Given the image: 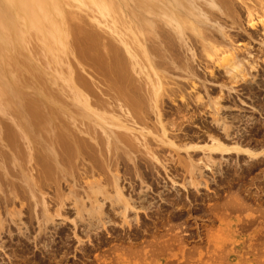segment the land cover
Returning <instances> with one entry per match:
<instances>
[{"label": "bare ground", "instance_id": "1", "mask_svg": "<svg viewBox=\"0 0 264 264\" xmlns=\"http://www.w3.org/2000/svg\"><path fill=\"white\" fill-rule=\"evenodd\" d=\"M239 7H242L248 18L252 20L258 12L264 13V0H254V2L251 0H0V18L5 19L6 33L10 37L15 35L16 40L23 44L24 50L30 52L36 67L35 74L31 69L29 70L33 75L30 82H28L30 79L28 74H24L28 79L25 80L29 83L28 88L26 87L29 90L24 87L26 89L24 93L21 90L22 92L16 91L17 93L14 92L11 95L6 89L2 93L0 91V249L5 252L7 258L6 260L1 256L3 260L0 259V264H7V261L11 263L15 255L17 257L18 251L22 249L20 246H25L24 243L17 244L19 241H25L26 246L31 242L39 245L48 233L46 230L61 227L64 221L60 219L59 222L55 215L60 218L61 210L66 207L67 198L65 194L62 195V190L66 187L68 189V186V190L75 196L70 205H73L75 209V220L83 232L88 233L95 228L105 230L114 226L117 221H113L110 211H106V205H110L111 214L121 218L120 225L127 227L123 228L124 236L129 240L133 239L138 235L134 232L133 222L139 219L140 213L152 211L158 215L162 212L163 203H165L164 205L174 206L176 214L182 216L187 213L188 218H194L195 225L193 224L190 234H187L190 231L188 228L186 235H181L183 238L179 236L180 233L178 235L172 232L169 233L170 235L167 234L170 237L165 240H155L151 245L153 249L147 251L146 256L150 252L152 255L161 256L163 250H169L168 248L174 244L175 247L176 243L181 245L190 239L209 242L210 246L214 243L213 232L212 234L209 231L204 235L206 221L200 222L196 219L197 215L194 212L196 207L193 208L192 203L199 198L194 193L208 188L211 184L220 185L218 184L221 181L220 178L227 173L231 174L232 171L238 176L233 179L234 181L246 178L256 167L261 166V172L264 171V149L257 151L260 148L256 149L255 146H252L255 151L251 149L252 140H255L256 136L264 137L263 128L255 133L257 126L264 124L252 113L250 115L243 112L244 109L237 111L231 108V105L224 106L225 94L228 97L231 96L235 88L218 83L220 95L213 96L207 83L201 81L197 68L194 67L197 60L195 50L197 46L206 56L202 55L209 58H206L204 63L208 62L207 59L209 63H212L210 59L214 60V57L218 60L219 52H222L223 56L217 62L228 70L232 81L238 82L242 79L240 81L243 82L248 78L251 81L249 76L253 75L252 70L254 72L256 70L253 76L256 78L259 76V78L253 77L251 87L264 86V73L258 71L260 66L258 60L262 57L259 56L256 60L258 54L256 55L246 46L249 43L243 46L242 42L237 44L238 33L232 32L236 28L243 27L238 20L243 19L239 17ZM69 11L71 14L68 13ZM82 11L87 13L90 20L85 18V14L80 13ZM259 23H263L262 26H264V20ZM239 37L243 36L239 35ZM251 38L253 40V37ZM27 46L31 48L28 49ZM10 47L12 48L11 44ZM262 47L263 53L264 42ZM244 51H248L249 56L247 54L244 56L245 54L242 53ZM203 60L205 59H202V62ZM25 65L28 66V63ZM177 72L183 76L177 75L179 74ZM17 73L21 78L22 75L19 74L21 71ZM183 77L199 78L198 81H200H197V84L195 79L191 84L196 88L198 84L202 85L205 93L199 91L201 93L198 92V96H193L191 93L181 94V100L184 99L188 105L192 104L196 109L204 110L202 114L204 112L209 114L212 118L211 123L202 120V115H197L201 113L199 110L190 117L184 112L182 116L188 121L187 124L178 116L180 121L174 118V115L172 117L176 120L167 119L166 97L172 96L173 99V95L177 96L181 87L183 88L180 85L184 82L180 79ZM255 90L251 94L256 100L255 105L262 106L264 97ZM196 128L202 129L205 137L197 133ZM194 140L204 141L205 144H194ZM259 142L264 146V138ZM244 157L247 159L244 160ZM122 158L126 162H131V164L127 163L128 168L123 175L119 170ZM142 167L144 170H141ZM98 168L102 170V173L105 172L104 181L101 174L99 181H87V187H83L87 192L83 191L85 194L82 197L81 193L77 192L80 187L78 190L76 188L80 181L77 175L80 177L90 172L95 173ZM261 177L264 176L258 174V177L254 178L261 179ZM84 179H81L82 182L80 181L79 184H82ZM101 180L103 182H100ZM151 181L153 184L150 183ZM249 181L251 180L248 178V184ZM62 182L69 185L62 188ZM242 182L241 184L244 185L246 181L242 180ZM254 182L255 180L253 184ZM260 183L261 181L259 186H256V183L254 184L256 187L251 186H254L258 192L264 191V185H262L264 182ZM110 186L115 192H110L111 189L108 188ZM239 186H241L240 182ZM48 187L53 188L56 196L52 194L51 197L49 196L51 190ZM245 187L241 188L245 189ZM246 189L242 191L251 190ZM126 190L129 192L127 197L124 196ZM182 190L187 193H180L179 197H175L173 201H169V197L166 199L168 195L172 198L173 191ZM111 193L116 195L113 197ZM239 197L233 200L231 198L232 201L227 202L230 203L227 206L231 207L229 209L224 207L222 211L232 213V208H241L243 197L242 199ZM188 201H191V206H188ZM52 202L58 206L57 214L51 212ZM202 204L205 203L202 202ZM88 207L91 209H86ZM250 207L253 208L249 206V210ZM208 208L210 209V206ZM213 208L211 206V210L216 211L215 214L223 221L226 213H221V209L217 211L216 206L215 209ZM242 208L241 212L246 210ZM24 210L27 212L30 220L28 223L31 225L24 220L27 216H23ZM86 210L94 213L86 216L88 215L84 214ZM263 211L262 215H264ZM243 217L245 219V216ZM159 218L161 216L157 217L158 221L155 222L154 228L159 227L161 222ZM213 218L216 219V217ZM259 219H257L258 222ZM248 220L245 219L243 222L250 223L249 226L256 225V220L253 218V221ZM33 223H36V230L32 229ZM145 225H140V229ZM208 230L211 229L208 228ZM143 232L153 234L155 231H152L151 226ZM98 233L100 234L101 230ZM16 239L19 240L15 244ZM257 244L259 245L258 242ZM15 245L18 247L15 248ZM263 245L264 242L261 246ZM213 248L211 251L209 247V253H212L211 258L218 251ZM253 251L255 250L251 253ZM261 252L264 251L258 254ZM216 255L219 257L221 254ZM218 257L215 256L216 259H219ZM220 258L222 260L221 256ZM117 260L119 258L112 260L113 264L118 263ZM201 261L203 264V259ZM218 262L221 264L220 261Z\"/></svg>", "mask_w": 264, "mask_h": 264}, {"label": "rangeland", "instance_id": "2", "mask_svg": "<svg viewBox=\"0 0 264 264\" xmlns=\"http://www.w3.org/2000/svg\"><path fill=\"white\" fill-rule=\"evenodd\" d=\"M254 2V0H251V2ZM243 10V8L242 7H239V14H240V16L239 17H243V19L241 18V20L240 19H238L239 20V22H240V25L242 24V29L240 28H236V30L234 29V30H232V28L230 29V30H232V32L234 33V31L236 32V33H238L239 35H242L243 37L242 38H240L239 37V35L237 34V37H236V33H235V37H236V40H238V41H236L237 42V44H239V43H241L242 44V46L243 45H246V44H248V45H246L251 51H254V53H256V55L258 54V56L256 57V60H257V58L259 57V56H261L262 58H259L260 60H258V62H259V64H260V66H259V70L258 71H260V73H264V61H263V57H264V52L262 53V49H263V47H262V44H263V42H264V26H262L263 25V23H259V22H261V21H263L264 20V13L262 14V13H260V12H258V14H255V16H253V19L251 20V19H249L248 18V15H247V13H246V11L245 10ZM242 12V13H241ZM69 14H71V12L69 11L68 12ZM81 14H85L84 16H85V18L87 17V19L88 20H90V18H89V16L87 15V13L86 12H84V11H82V12H80ZM257 13V12H256ZM260 13V14H259ZM260 15V16H259ZM257 16V17H256ZM255 17V18H254ZM259 19H261V21H259ZM5 19L4 18H0V91H1V93L6 89L7 91H8V93H9V95H11L12 93H17L16 91H20V92H22V93H24V91L28 88V86H29V83L28 82H30V80H31V78L33 77V75H32V73L29 71L30 69L33 71V74H35L36 73V71H35V69H36V67H35V64H34V61L31 59V56H30V52H28V51H26V50H24V47H23V44H21V43H19L17 40H16V38L12 35L11 37L10 36H8V34L6 33V29H5ZM252 22V23H251ZM255 22V23H254ZM86 25H87V27H88V24L87 23H85ZM253 24V25H252ZM239 25V24H238ZM239 25V26H240ZM228 26H230V24L228 25ZM244 28V29H243ZM237 29H239V30H237ZM245 30H246V32H245ZM245 33H247V34H245ZM249 33V34H248ZM243 34H245V35H243ZM252 34H254V35H252ZM233 35V34H232ZM248 35V36H247ZM250 35V36H249ZM251 37H253V40H252V38ZM238 38V39H237ZM239 38H240V40H239ZM256 38V39H255ZM9 39H11V40H9ZM242 39V40H241ZM262 40V41H261ZM248 41V42H247ZM252 42V43H251ZM262 42V43H261ZM10 44H11V46H12V48H13V50H12V48L10 47ZM236 44V45H237ZM240 44V45H241ZM252 45V46H251ZM245 46V47H246ZM28 47V46H27ZM253 47V48H252ZM29 48H31V47H28V49ZM197 48V49H196ZM195 48V50L197 51V60L195 61V63L196 64H194L195 66V69H196V71H197V73H199V76H200V78L202 79L201 81H205L206 83V85H207V87H208V89L210 90V93L214 96V94H215V96H218V95H220V88H218V85H224V86H226V84H227V86H233L234 88H235V90H233L232 91V93L230 94L231 96H229L228 97V95L227 94H225V96H226V98L223 100V104H224V106H230L231 108H235V109H237V111L238 110H242V109H244V110H242L243 112H247V113H250V115H251V113L253 114V115H255L259 120H260V122L261 123H263L264 124V104L262 105V106H260V105H255L256 104V100H255V98L253 97V95H251L252 93H254V90H255V92H258L259 94H261V96H263L264 97V86L263 87H257V86H255L254 85V87H256V88H253V87H251V81H252V79H253V77H255V76H253L254 74H255V72H256V70H255V72L252 70V76L250 75L249 77L251 78V81H250V79L248 78V80H244L243 82L242 81H240V80H242V79H240L238 82H234V81H232V79H231V77H230V75H229V73H228V70H226V68L224 67V66H222L221 64H219L217 61L219 60V58L221 57V56H223V54H221L222 52H219V55H220V57L218 58V60H215L216 59V57H214V60L212 59H210V61H212V63H209V58L208 57H206V58H208L207 59V63H204V62H206V58H205V53H204V51H202L200 48H199V46H197ZM199 48V49H198ZM223 48V47H222ZM225 48V47H224ZM22 51H21V50ZM18 50V51H17ZM8 51V52H7ZM201 51V52H200ZM7 52V53H6ZM203 52V53H202ZM245 52V51H244ZM244 52H242L243 54H245L244 56H246V54H247V56H249V54H248V51H246L245 53ZM259 52V53H258ZM261 52V53H260ZM10 55H9V54ZM19 53V54H18ZM199 53H201V55L199 54ZM17 56H16V55ZM25 54V55H24ZM202 54H204V55H202ZM259 54H262V55H259ZM10 56V58H8V56ZM12 56V57H11ZM20 57V60H18L19 59V57ZM7 58L9 59V61L7 60ZM22 59H23V61H22ZM202 59H205V60H203V62H202ZM13 60L15 61V62H13ZM21 61H22V63H21ZM214 61V62H213ZM28 63V66L27 65H25V64H27ZM202 62V63H201ZM217 62V63H216ZM8 63H9V65H8ZM12 63H13V65H12ZM15 63V64H14ZM214 63V64H213ZM207 64V65H206ZM14 65H16L15 67L16 68H18L17 70H16V68H15V70H14V68H13V66ZM221 65V66H220ZM9 66H10V68H9ZM28 68H27V67ZM30 66V67H29ZM206 66V67H205ZM200 67V68H199ZM209 67V68H208ZM211 67H213V68H211ZM220 67V68H219ZM211 68V69H210ZM215 68V69H214ZM9 69H10V71H9ZM12 69H13V72H12ZM262 71H261V70ZM226 70V71H225ZM19 71H21V73H19V74H21L22 76H21V78H19L20 76H18V73L17 72ZM203 72V73H200V72ZM205 72H207V73H205ZM210 72V73H209ZM227 72V73H226ZM254 72V73H253ZM177 73H179V74H177ZM176 74L177 75H182L180 72H177ZM205 73V74H204ZM226 73V74H225ZM259 73V74H260ZM24 74H28L27 76H28V78L30 77V79L28 80V79H26L25 78V76H24ZM213 74V75H212ZM205 75V76H204ZM183 76V75H182ZM202 76V77H201ZM185 77V76H184ZM180 78V79H182L184 82H182V84L180 83V85H182L183 86V88L181 87V90H184V91H181L180 90V92H178V94H177V96L175 97L174 95H173V99H172V96L171 97H169V96H167L166 97V100H168V103H167V101H166V104H167V106H166V110H167V119L168 120H179L180 121V119H178V117L179 118H181V120L182 121H184V122H186L185 124H187V122L188 121H186V119L184 120V118H183V114H185L186 113V115L188 116V117H190V116H192L193 114H195V113H197V111L199 110V109H196V107H194L192 104H190V105H188V103L187 102H185V100L184 99H182L181 100V94H185V93H187V94H189V93H191V94H193V96H198V92L199 91H201L202 93H205V88L203 89V87H201L202 85H197V87L198 88H196V86L194 87L192 84H193V82L195 81V84H197L199 81H198V79L199 78H194V79H191V78H189V79H187V77L186 78ZM204 77H205V79H204ZM256 78V77H255ZM254 78V79H255ZM259 78V76L256 78V79H258ZM28 80V82L26 81V80ZM21 80H23L24 81V83H22L23 81H21ZM166 80H168V79H166ZM181 80V81H182ZM194 80V81H193ZM198 81V82H197ZM209 81V82H208ZM197 82V83H196ZM234 82V83H233ZM253 82V81H252ZM192 83V84H191ZM215 83H217V84H215ZM218 83H220V84H218ZM194 84V85H195ZM233 84V85H232ZM21 85V86H20ZM192 85V86H191ZM217 85V86H216ZM264 85V84H263ZM22 86H23V88H22ZM169 86H171V85H169ZM185 86V87H184ZM190 86V87H189ZM21 87V88H20ZM26 89H25V88ZM194 87V88H193ZM200 87V88H199ZM228 87V88H229ZM196 88V89H195ZM217 88V89H216ZM252 88V89H251ZM227 89V88H226ZM238 89V90H237ZM250 89V90H249ZM22 90V91H21ZM27 90H29V89H27ZM190 90V91H189ZM189 91V92H188ZM184 92V93H183ZM201 92H199V93H201ZM218 92V93H217ZM247 92V93H246ZM180 94V95H179ZM186 94V95H187ZM263 94V95H262ZM179 95V96H178ZM168 97H169V99H168ZM179 97V98H178ZM174 98L176 99V100H174ZM243 98V99H242ZM252 100H251V99ZM172 100H174V101H172ZM179 100V101H178ZM243 100V101H242ZM178 101V102H177ZM253 101V102H252ZM248 104H247V103ZM226 103V104H225ZM246 104V105H244V104ZM253 103V104H252ZM258 103V102H257ZM262 103H264V99H263V102ZM170 104V105H169ZM180 104V105H179ZM243 104V105H242ZM249 104H250V106H249ZM182 105V106H181ZM241 105V106H240ZM252 106V107H251ZM256 108H255V107ZM260 106V107H259ZM261 107H263V109L261 108ZM169 108V109H168ZM174 111H173V110ZM178 109H180V110H178ZM194 109V110H193ZM254 111H253V110ZM171 110V111H170ZM234 110V109H233ZM193 111H194V113H193ZM204 111V110H203ZM203 111H201V109L199 110V112H201V113H197V115L199 114L203 119L202 120H205L206 122H212L211 121V117L209 116V114L207 115V113H205L204 112V114H202L203 113ZM249 111H251V112H249ZM262 111V112H261ZM185 112V113H184ZM262 113V114H261ZM171 114V115H170ZM179 114H181V115H179ZM260 114V115H259ZM175 117H174V116ZM174 118H176V119H174ZM178 116V117H177ZM169 117H171V118H169ZM173 118V119H172ZM5 119V118H4ZM170 120V121H171ZM5 121V120H4ZM263 121V122H262ZM258 128H260V129H258ZM262 128H263V130H262ZM197 130V133H201V135H203V133H202V129L200 130V129H198V128H196L195 129V131ZM257 130H262V131H264V125H259V126H257V128H256V132L255 133H257ZM194 131V132H195ZM195 135H197L196 133H194ZM263 134H264V132H263ZM203 137H205V135H203ZM261 137H263V135H261ZM261 137H259V136H256V138H255V140H252V145H251V147L253 146H255V148L257 149H259V150H257V151H262L263 149H264V146H262V145H260L261 143L259 142L260 141V139L262 140L263 138H261ZM202 139V138H201ZM257 140H259V141H257ZM255 141V142H254ZM194 144H196V143H201L202 145L203 144H205V142L204 141H200V140H194ZM229 144H231V143H229ZM251 148V149H253L254 151H255V148ZM184 156H185V154L184 153H182ZM186 157V156H185ZM245 158V159H244ZM243 159L244 160H246L247 158L246 157H244ZM243 159H242V161H243ZM124 160V161H123ZM93 161V160H92ZM93 162H95V161H93ZM120 162L122 163H119V170H120V173H122V175L125 173V170L128 168L127 166H128V164L127 163H129V164H131V162H126L125 161V159L124 158H122V161L120 160ZM244 162V161H243ZM126 163V164H125ZM123 164H124V166H123ZM261 167V166H260ZM258 168V167H256V168H254L253 169V171H250L251 173H250V175L249 176H247L248 178H249V180H251V181H249L250 183L248 184V178L246 177V178H242L240 181L238 180V181H234L233 179H235V177L237 176V174L236 173H234V171H232V173L231 174H226V176H223V178H220V182L218 183V184H220V185H214V184H211V186H209L208 188H203V189H201L200 191H196L194 194L199 198V200L197 201V200H195L194 201V203H192L193 204V208H194V206L196 207L195 209V215H199L198 217L196 216V219L198 220V221H200V222H202V221H206V224H207V226L204 228V229H206V231H205V234L204 235H206V233H208L209 231H210V233H212L213 234V236L214 237H212L213 238V240H214V243L213 244H211V246H210V244H209V242L207 243L206 241H201V240H189V241H184L181 245H179L178 243H176V246L174 247V245L171 247V248H168L169 250H163L164 252H162L160 255L161 256H159V254L158 255H152V253L150 252L147 256H146V252L147 251H149V250H151V249H153V247H151V245H153L152 244V242H154L155 240L157 241L158 239V241H162V240H165V239H167V238H169L170 236V234L173 232V234L174 233H178V235H179V233H180V237H182L181 235H186V231H188L189 229H190V231H189V233H187V234H190V232L193 230V227H194V225H195V219L193 218V219H190V218H188L187 217V213L185 214V215H182V216H180L181 214H176L177 212H175V207L173 206H168L167 204V206L166 205H164L165 203H163V209H162V212L161 213H158V215H157V213L155 212H152V211H148L147 213H140V217H139V219L138 220H134V222H133V225H134V232H137L138 233V235H137V237L135 236V237H133V239H131L130 238V240H129V238L128 237H126V236H124V234H125V228H127V227H123V225H120V219L121 218H119V217H115V216H113V213L111 214V210H110V205H106V211H110V215H112V217H113V221L115 220V221H117V222H115V224H119L118 226L117 225H115L114 224V226H111V227H109L108 229H105L104 230V228L102 229V228H95V229H92V231H89L88 233H86V232H83L79 227V225H78V223L76 222L77 220H75L76 219V212H75V209L73 208V205L71 206L70 204H72V201H73V199L75 198V196L68 190L69 189V186H68V189H67V187L65 188V185L67 186V185H69L68 183H66V182H62V184H63V186H61L62 188H65V189H63L62 190V195H64L65 194V197L67 198V204H66V207L65 208H63L64 210H61V212H62V215L60 216V218L59 217H56V215H55V218L59 221L60 219L62 220V221H64V223L62 222V224H61V227H59L58 226V228L57 229H52L51 228V230L50 229H48V230H46V233H47V231H48V233H47V235L45 236V238H44V240L42 241V243H40L39 245H36L34 242H31V243H29L28 244V246H26V243H25V241H19L18 243H17V241L19 240V239H16V241H15V244L17 243V244H21V243H24V245L25 246H20V248H22V249H20L19 251H18V254H17V257H16V255H15V258H14V260L11 262V263H8V261H7V264H113V261L112 260H114V259H117V258H119V260H117L118 261V263L117 262H115V264L117 263V264H187L186 262H188V263H191V264H196V262H197V264L199 263V264H202V259H203V264H220L218 261H220L221 262V264L223 263V264H264V255H263V253L264 252H261L260 254H258V252H260V251H264V245L263 246H261L262 245V243L264 242V232L262 233V231H264V219H263V217H264V215H262L263 213H261L263 210H264V204H263V202H264V191H257V189L255 188L256 186H259V181H261V183L260 184H262V181L264 182V177H261V179L260 178H257V179H255L256 178V176L258 177V174H259V176H264V171H262L261 172V168ZM143 169H141V170H144V167H142ZM263 168V167H262ZM97 170H99V168L98 169H96V172L94 173V172H90L89 174H83V175H81L80 177H78L79 175H77V179L79 180L80 179V181L82 182V180L84 179V181H83V183L82 184H84V185H82L81 183L79 184V182H78V184H77V190H78V187H80V189H79V191L80 190H82L81 192H79V191H77L78 192V194H80V195H82V197L84 196V194L87 192H85V189L83 188V187H87V183L90 181H93V182H96V181H99L100 179H101V176H102V180L105 178V172L104 173H102V170H99V171H101V172H99V171H97ZM258 171V172H257ZM98 172V173H97ZM97 173V174H96ZM233 173L234 174H236L235 176L233 175ZM255 173H257V175L255 174ZM262 173H263V175H262ZM94 174V175H93ZM100 174H101V176H100ZM104 174V175H103ZM252 174V175H251ZM87 175V176H86ZM96 175V176H95ZM84 176V177H83ZM227 176H228V178H229V180H227L228 178H227ZM252 176V177H251ZM83 177V178H82ZM86 177H87V179H86ZM90 177V178H89ZM100 177V178H99ZM232 177H234V178H232ZM238 177V176H237ZM251 177V178H250ZM255 177V178H254ZM225 178V179H224ZM254 178V180H255V182H254V184L256 183V186L253 184V181L254 180H252ZM263 178V179H262ZM82 179V180H81ZM89 179V180H88ZM232 179V180H231ZM259 179V180H258ZM77 180V181H78ZM100 181V182H103V181ZM149 180H151V179H149ZM224 180H225V182H224ZM227 180V181H226ZM231 180V181H230ZM242 180L243 181H246V182H244L245 184L243 185V184H241V182H242ZM86 181V182H85ZM88 181V182H87ZM222 181H223V183H222ZM234 182V184L236 185H234L233 184V182ZM238 182V183H237ZM239 182H240V185L241 186H239ZM257 182H258V184H257ZM66 183V184H65ZM151 184H153V182L151 181L150 182ZM149 183V184H150ZM224 183H226V184H224ZM227 183H229L228 185H227ZM232 183V184H231ZM243 183V182H242ZM252 183V184H251ZM233 185V186H231V185ZM248 184V185H247ZM82 187H81V186ZM251 185H254V186H251ZM262 185H264V183L262 184ZM228 186V187H227ZM230 186H231V188H230ZM235 186V187H234ZM247 187V189L248 188H250L251 190H249V191H242V189L243 190H245L246 189V187H245V189L244 188H241V187ZM249 186V187H248ZM85 187V188H86ZM233 187V188H232ZM48 188H49V190H51V191H49L48 190ZM48 188H46L45 190H46V192L48 193V191H49V193H50V197H51V194H52V196H54L55 194H56V192L53 190V188L51 187H48ZM108 188H110L111 190H110V192L112 191V192H115V191H113V188L110 186V187H108ZM210 188V189H209ZM238 188V189H237ZM253 188V189H252ZM231 189V190H230ZM233 189V190H232ZM240 189V190H239ZM246 189V190H247ZM255 189V190H254ZM229 190V191H228ZM83 191L85 192L84 194H83ZM202 191V192H201ZM255 191V192H254ZM59 192H61V191H59ZM63 192H65V193H63ZM66 192H68V193H66ZM74 192V191H73ZM76 191L74 192L75 194L77 193ZM194 192V191H193ZM258 192V193H257ZM263 194H261V193ZM48 193V194H49ZM124 193H126V194H124V196H126L127 197V195H128V191L126 190V192L124 191ZM180 193H182V194H185V193H187L186 191H185V193H184V191L182 190V191H173V195H172V198H171V196L170 195H168L167 196V198L166 199H168V197H169V201H173L174 199H176V198H178L179 197V194ZM196 193H198V194H196ZM245 193V194H244ZM252 195H251V194ZM254 193H256V194H254ZM260 193V194H259ZM61 194V193H60ZM67 194V195H66ZM177 194V195H176ZM247 194V195H246ZM111 195L114 197V195H116L115 193H111ZM246 195V196H245ZM56 196V195H55ZM73 196H74V198H73ZM178 196V197H177ZM192 196H193V194H192ZM209 196V197H208ZM234 196V197H233ZM239 197L240 199H242V197H243V199L241 200V201H243V204H240L241 206V208L244 206H247V205H249V206H253V208L255 209H253L252 207H250V210H249V206L248 207H245V208H242V210H245V211H240L241 210V208H238V209H233L232 208V210L231 211H233L232 213H230V211H222V210H224L226 207H228L227 205H229L230 203H227V202H230L229 200H231V198H232V200L233 199H236V197ZM245 196V197H244ZM260 196H261V198H260ZM62 197H64V196H62ZM70 197V198H69ZM176 197V198H175ZM251 197V198H250ZM66 198H64V199H66ZM213 198V199H212ZM244 198H245V200H244ZM247 198V199H246ZM256 198V199H255ZM71 199V200H70ZM210 199V200H209ZM238 199V198H237ZM263 201H262V200ZM168 200H166V202H168ZM231 200V201H232ZM255 200V201H254ZM257 200V201H256ZM197 201V202H196ZM244 201H245V203H247V205L244 203ZM250 201V202H249ZM258 201H259V203H258ZM70 202V203H69ZM185 202V201H184ZM192 202H193V199H192ZM202 202H204L205 204H202ZM241 203V202H240ZM53 204V205H52ZM161 204V203H160ZM168 204H171L172 205V203H168ZM188 206H191V201L189 202L188 201ZM210 204H213V205H210ZM260 204L262 205V206H260ZM90 205V204H89ZM200 205V206H199ZM202 205H204L203 206V208H202ZM210 206V209L208 208L209 206ZM243 205V206H242ZM259 205V206H258ZM19 208H20V204H18L17 205ZM207 206V207H206ZM211 206L212 207H214L213 209H215V206H216V208H218L217 209V211H220V209H221V213H226V218L224 217V219H223V221H221L219 218H218V216L215 214V212H213L212 210H211ZM257 208H256V207ZM52 207H54V208H52ZM109 207V208H108ZM197 207H199V208H197ZM201 207V208H200ZM206 207V208H205ZM225 207V208H224ZM229 207H231V206H229ZM229 207H228V209H229ZM233 207V206H232ZM260 207L262 208V209H260ZM18 208V209H19ZM58 208V206H56V204H54V202H52L51 203V212H54V213H56L57 214V211H56V209ZM91 209V207H88V208H86V209ZM205 208V209H204ZM224 208V209H223ZM248 208V209H247ZM1 209V208H0ZM175 209V210H174ZM200 209H201V211H200ZM208 209L210 210V214L208 213ZM228 209H226V210H228ZM231 209V208H230ZM251 209H252V211H251ZM256 209H258L257 211H256ZM202 210L204 211V212H202ZM247 210H249V211H247ZM254 210V211H253ZM84 211V210H83ZM91 210H88V212H87V210L85 211V215L86 214H88V215H86V216H89V214H93L94 212H92V213H89ZM166 211V212H165ZM256 211V212H255ZM87 212V213H86ZM164 212H165V214H164ZM171 212V213H170ZM193 212V213H194ZM207 212V213H206ZM213 212V213H212ZM243 212H244V214H243ZM253 212V213H252ZM257 212H258V214H257ZM264 212V211H263ZM96 213V212H95ZM108 213V212H107ZM153 213V214H152ZM207 214V216H206V214ZM218 213V212H217ZM261 213V214H260ZM24 214L25 215H23L24 217L27 215V212L24 210ZM144 214H146V215H144ZM157 216H156V215ZM160 214V215H159ZM162 214V215H161ZM169 214V215H168ZM174 214V215H173ZM205 214V215H204ZM229 216H228V215ZM243 214V215H242ZM245 214H247V215H245ZM257 214V215H256ZM142 215V216H141ZM163 215H164V217H163ZM212 217L213 215H215V216H213V217H216V219L215 218H211L210 216ZM224 215V214H223ZM260 215V216H259ZM75 216V217H74ZM85 216V217H86ZM156 216V217H155ZM159 216H161V218H159V221H160V219H161V222H160V224H159V227L158 228H154V226H155V222H157L158 220H157V217H159ZM171 216V217H170ZM178 216V217H177ZM200 216H201V218H200ZM209 219V220H207V218ZM209 216V217H208ZM243 216H245V219L246 220H248V219H251V221H253V220H256V222H258V220L257 219H259L258 217H260V219H259V222L261 223H256L255 221V224L256 225H252L251 224V226H249V224L250 223H252V222H250L249 220H248V222H250L249 224H248V222H246V221H244L245 223H247L246 224V226H245V223L243 222V220H245L244 219V217ZM249 216H251V217H249ZM254 216V217H253ZM258 216V217H257ZM146 217V218H145ZM163 217V218H162ZM165 217H166V219H165ZM167 217H168V219H167ZM206 219H205V218ZM256 217V218H255ZM261 217H262V219H261ZM115 218V219H114ZM156 220H155V219ZM200 218V219H199ZM242 218H243V220H242ZM252 218H253V220H252ZM255 218V219H254ZM203 219V220H202ZM212 219V220H211ZM214 219V220H213ZM25 221H27V223H28V215L25 217V219H24ZM60 220V221H61ZM75 220V221H74ZM120 220V221H119ZM153 220V221H152ZM165 220V221H164ZM261 220V221H260ZM30 221V220H29ZM59 221V222H60ZM219 221V222H218ZM242 221V222H241ZM136 222H138V223H136ZM168 222H170V224L168 223ZM183 222V223H182ZM141 223H143V225H145V224H147V225H145V227H142V229H140L141 228V226H143ZM153 223V224H152ZM186 223V224H185ZM241 223V226L243 225V223H244V227L242 226V228H240L241 226H239V224ZM28 224H30V223H28ZM65 224V225H64ZM167 224V225H166ZM184 224V225H183ZM194 224V225H193ZM223 224V225H222ZM254 224V223H253ZM31 225V224H30ZM141 225V226H140ZM176 225V226H175ZM247 225H248V227H247ZM33 227H32V229L33 230H36L37 228H36V223H33V225H32ZM152 226V231H155L153 234L152 233H148V234H144V229H146V228H150ZM181 226V227H180ZM182 226H184V227H182ZM193 226V227H192ZM209 226V227H208ZM253 226V227H252ZM248 228L249 229V227H250V231H248V229H246V228ZM251 227H252V229H251ZM76 228V229H75ZM124 228V229H123ZM144 228V229H143ZM185 228V229H184ZM189 228V229H188ZM208 228L209 229H211V230H208ZM246 230H245V229ZM59 229H61V230H59ZM111 231H110V230ZM122 229V230H121ZM136 229H140V230H136ZM158 229V230H157ZM50 230V231H49ZM58 232H57V231ZM100 230H101V233L99 234L98 232H100ZM174 230V231H173ZM242 230V231H241ZM60 231V232H59ZM140 231H141V233H140ZM185 231V232H184ZM248 231V232H247ZM121 232V233H120ZM184 232V233H183ZM170 233V234H169ZM89 234V235H88ZM91 234V235H90ZM103 234V235H102ZM167 234H169L168 236H167ZM111 235H113V236H111ZM121 235V236H120ZM157 235V236H156ZM166 235V236H165ZM261 237H260V236ZM116 236V237H115ZM178 236V237H179ZM114 237H115V239H114ZM179 237V238H180ZM100 238H102V239H100ZM162 238V239H161ZM183 238V237H182ZM219 239V240H218ZM263 239V240H262ZM257 240V241H256ZM260 240V241H259ZM46 241V242H45ZM84 241V242H83ZM262 241V242H261ZM186 242H187V244H186ZM257 242L259 243V245L261 246V249H260V246L257 244ZM84 243V244H83ZM97 243V244H96ZM44 244V245H43ZM48 244V245H47ZM99 244V245H98ZM150 244V245H149ZM256 244V245H255ZM43 245V247H41ZM101 245V246H100ZM178 245V246H177ZM252 245H254V246H252ZM257 245H258V249H257ZM46 246H47V248H46ZM82 246V247H81ZM119 246V247H118ZM215 247V248H213V247ZM15 248H17L18 246H14ZM26 247V248H25ZM28 247V248H27ZM56 247V248H55ZM59 247H61V248H59ZM128 247H129V249H128ZM209 247H210V250L212 251V248H213V250H218L215 254H213V255H215L216 257H218L216 254H221V255H219V259H216L215 258V256H213V258H211L212 257V253H209ZM256 247V248H255ZM59 248V249H58ZM121 250H120V249ZM154 248H156V247H154ZM175 248V249H174ZM180 248V249H179ZM46 249H48V250H46ZM127 249H128V251H127ZM190 249V250H189ZM227 251H226V250ZM260 249V251H258ZM22 250V251H21ZM24 250H25V252H24ZM173 250V251H172ZM252 250H255V251H253V253H251L252 252ZM188 251V252H187ZM193 251V252H192ZM196 253H195V252ZM199 251V252H198ZM247 251H250V252H248L247 253ZM0 252H1V254H0V259H1V256H3V258H6V255H5V252H3L1 249H0ZM10 252V251H9ZM21 252L24 254H21ZM50 252V253H49ZM111 252V253H110ZM113 252V253H112ZM11 254H12V252H10ZM26 253V254H25ZM46 253V254H45ZM110 253V254H109ZM131 253V254H130ZM136 253V254H135ZM137 253H139V255H137ZM184 253V254H183ZM187 253H189V254H187ZM200 255H199V254ZM254 253H257V254H254ZM35 254V255H34ZM48 254V255H47ZM55 254V255H54ZM99 254H101V255H99ZM143 254V255H142ZM180 254V255H179ZM245 254V255H244ZM19 255V256H18ZM21 255V256H20ZM47 255V256H46ZM106 255V256H105ZM109 255V256H108ZM140 255H141V257H140ZM151 255V256H150ZM191 255H192V257H191ZM193 255H194V258H193ZM203 255V256H202ZM263 255V256H262ZM35 256V257H34ZM37 256V257H36ZM51 256H52V258H51ZM105 256V257H104ZM137 256V257H136ZM155 256V257H154ZM186 256H190V258H186ZM220 256L222 257V260H221V258H220ZM225 256V257H224ZM259 256V257H258ZM21 257V258H20ZM39 257V258H38ZM54 257V258H53ZM115 257V258H114ZM183 257H184V259H183ZM196 257V258H195ZM204 257V258H203ZM3 258L1 259V261L3 260ZM20 258V259H19ZM56 258V259H55ZM141 258V259H140ZM150 258V259H149ZM153 258H154V260H153ZM180 258V259H179ZM226 258H228V259H226ZM246 258H248V259H246ZM50 259V260H49ZM99 259V260H98ZM176 259H177V261H176ZM187 259H189L188 261H185V260H187ZM197 259V260H196ZM216 259V260H215ZM226 259V260H225ZM6 260H7V258H6ZM43 260V261H42ZM194 260H196V261H194ZM218 260V261H217ZM116 261V260H115ZM170 261V262H169ZM190 261V262H189ZM192 261H194V262H192ZM198 261H201V262H198ZM184 262V263H183ZM205 262H208V263H205ZM212 262V263H211ZM225 262V263H224ZM2 263V262H1Z\"/></svg>", "mask_w": 264, "mask_h": 264}]
</instances>
